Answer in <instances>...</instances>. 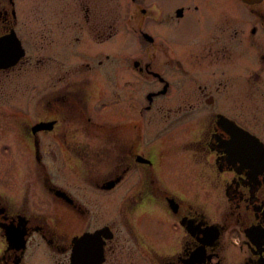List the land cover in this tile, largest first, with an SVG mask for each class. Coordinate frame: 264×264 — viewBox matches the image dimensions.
Masks as SVG:
<instances>
[{
  "label": "flooded vegetation",
  "instance_id": "1",
  "mask_svg": "<svg viewBox=\"0 0 264 264\" xmlns=\"http://www.w3.org/2000/svg\"><path fill=\"white\" fill-rule=\"evenodd\" d=\"M5 38L0 264H264V0H0Z\"/></svg>",
  "mask_w": 264,
  "mask_h": 264
},
{
  "label": "water",
  "instance_id": "2",
  "mask_svg": "<svg viewBox=\"0 0 264 264\" xmlns=\"http://www.w3.org/2000/svg\"><path fill=\"white\" fill-rule=\"evenodd\" d=\"M19 47H20V46H18V45L15 46V52H16L17 54H21V52L19 51V50H20Z\"/></svg>",
  "mask_w": 264,
  "mask_h": 264
},
{
  "label": "rangeland",
  "instance_id": "3",
  "mask_svg": "<svg viewBox=\"0 0 264 264\" xmlns=\"http://www.w3.org/2000/svg\"><path fill=\"white\" fill-rule=\"evenodd\" d=\"M113 1H114V0H112V2H113ZM117 3H118L117 5H120L118 1H117ZM2 134H5V132H3ZM1 143H3V142L0 141V150L2 149V146L4 145V144H1Z\"/></svg>",
  "mask_w": 264,
  "mask_h": 264
}]
</instances>
